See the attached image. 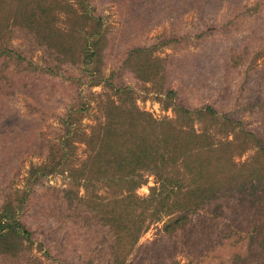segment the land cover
I'll return each instance as SVG.
<instances>
[{
  "label": "rangeland",
  "instance_id": "1",
  "mask_svg": "<svg viewBox=\"0 0 264 264\" xmlns=\"http://www.w3.org/2000/svg\"><path fill=\"white\" fill-rule=\"evenodd\" d=\"M7 49L23 63L0 91V264H264L261 199L233 200L264 166V0H0ZM109 85L156 120L176 118L164 94L178 91L206 137L194 177L167 174L168 196L148 198L151 172L136 188L86 177Z\"/></svg>",
  "mask_w": 264,
  "mask_h": 264
},
{
  "label": "trees",
  "instance_id": "2",
  "mask_svg": "<svg viewBox=\"0 0 264 264\" xmlns=\"http://www.w3.org/2000/svg\"><path fill=\"white\" fill-rule=\"evenodd\" d=\"M37 6L42 11L40 4H37ZM19 9H23L20 4ZM26 14L30 16L28 13ZM43 38L49 42V47L54 48L55 53L63 52L62 43H56L48 37ZM140 50L143 49H135L129 52L128 58ZM92 53L93 51L84 58V61H90L94 57V55H91ZM10 61L14 62L15 66L18 64L22 67L23 57L8 49L0 50V91L5 95H9L6 91H9L12 87L11 81L7 78L8 74H6L10 72ZM4 80L7 83H3ZM108 87L112 89L115 100L107 103L106 107L102 109V122L94 128L88 137L89 154L83 164V166H88L86 177L89 180H103L107 185L130 184L129 188H136L141 185V173L151 172L158 185L157 188L150 189L149 199L153 197L164 198L168 196L167 193L171 194V192H168L169 189L165 183L169 179L167 174H172L171 170L175 165H182L183 169L191 177H194L197 172L195 170L197 163L193 151L199 145V142L206 139V137L197 135L188 123L190 121L188 116L191 111L181 104L179 97L177 99L178 91L176 93L168 90L164 94L166 99L172 103L176 118L156 120L146 112L134 107L131 99L128 98L131 91L123 87H112L110 85ZM203 107L194 111L197 117L213 118L215 116V112L210 107ZM65 132L68 134L67 130ZM207 147L210 148V144ZM258 150L257 156H261L264 161L262 143L261 146L259 145ZM258 169L257 166H250L251 172L246 184L234 183L235 193L233 195L235 198L233 200H235L234 204L238 205H242L247 200L251 206H254L261 199V211L264 212V166L261 167V179L259 178ZM228 178L233 179L234 176ZM259 185H261V189L258 188ZM192 195H196L195 189L192 190ZM209 197H212V195H209ZM218 209L217 204L209 202L207 211L214 213ZM205 214L210 218H217L211 214ZM179 218L172 219L164 227L178 224ZM213 224L214 222L210 220L204 225V228L210 229ZM225 228H229L228 224L222 225L221 230ZM1 229H7V226ZM237 259V256H232L230 260L236 261Z\"/></svg>",
  "mask_w": 264,
  "mask_h": 264
}]
</instances>
